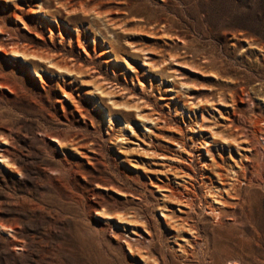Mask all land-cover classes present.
<instances>
[{"label": "rangeland", "instance_id": "obj_1", "mask_svg": "<svg viewBox=\"0 0 264 264\" xmlns=\"http://www.w3.org/2000/svg\"><path fill=\"white\" fill-rule=\"evenodd\" d=\"M10 37L35 56L0 45L13 165L0 160V264H264V170L231 211L240 226L197 216V256L172 238L181 213L165 188L201 201L216 170H200V144L217 143L227 169L223 139L261 115L264 0H0V44ZM147 232V248L121 239Z\"/></svg>", "mask_w": 264, "mask_h": 264}, {"label": "bare ground", "instance_id": "obj_2", "mask_svg": "<svg viewBox=\"0 0 264 264\" xmlns=\"http://www.w3.org/2000/svg\"><path fill=\"white\" fill-rule=\"evenodd\" d=\"M15 20L19 21V23L23 25L24 29H27V27L29 26L28 24L24 22V19L21 16H18L17 18H15ZM50 33H52V31H50ZM15 40L17 39L10 37L6 39L5 43H2L0 45L1 47H8V48L14 47L15 50H12V52L18 56L19 55H22L23 57L35 56V55L28 54V53L26 54L25 52H20V49H19L20 46L17 44ZM165 62L166 61H163L162 63H165ZM58 69L61 70L62 68L59 67ZM181 85L183 86V84ZM63 94L65 96L70 95V94L67 95L65 92H63ZM248 94H246V96L250 97ZM219 97L217 96L218 101H220ZM248 106L251 107V104ZM219 115H221V112H219ZM137 116L140 118L141 114L140 116L139 114H137ZM121 125H123V123H121ZM195 125H198V124L196 123ZM198 126H201V125L199 124ZM130 131L133 132L131 128H130ZM209 132L211 133V131ZM234 132H235V135H233L234 137L231 136L233 138L231 139V141H228L230 139L228 140L223 139V142L227 145L229 156H231L230 158L231 160H233V162L231 161L233 164H229L227 169H222L218 165L217 158L215 157V154H214V150H217L216 142H215L216 144H214V142H210V143L205 142L203 144H200V147H201L200 149L204 150L202 153L200 152L197 155V162L200 165V170H202V168H207L209 166L211 167V165L214 166L215 167L214 169L216 170L214 172L216 180L212 182L213 179H209L208 184H206L205 182L203 183V195H202L201 201L198 199L197 197L198 195L192 192V190L189 189L186 185H181V189H179L177 187L176 188L171 187L169 183L167 184L165 183V188H167L166 190L168 191L167 196L176 200L179 206L178 212L181 213V215H177L175 217L176 220H173L172 219L173 217L170 218L171 220L174 221L171 228L173 229V232L175 234L172 235V238L180 239L182 242L185 243L184 245L186 246V248L190 247V250H191L190 253L193 254V256L196 254H199L200 253L199 250L202 248V244H201L202 241L199 238L200 235L198 234L199 228L197 227L199 224L196 223L197 222L196 219H198L197 216L201 212H203L205 213L206 216L210 217L214 225H219L220 227L236 225L235 224L236 221L234 220V215H233L234 213L231 211H233L234 209L244 207L247 204V198L249 194L247 193L248 189H250L252 186L260 185L264 181L263 179H261L262 177L261 172L264 170V109L262 110V113L261 115H259V117L252 116L250 119H248V121L244 120L242 122V125L238 127L237 129H235ZM213 135L214 133H211L210 138H212ZM190 139L191 138H189V140ZM53 141L57 142L55 138H53ZM241 142L242 144L243 142L245 144L246 153L240 154V151H239V154H238L239 159H237L236 157V160H234L235 158L231 155V149L234 148L236 152H238V148L240 147ZM261 142L263 144H261ZM192 143L194 142L192 141ZM176 145L179 146L180 143L177 142ZM183 147H184V143H182V145L180 146V149H185ZM0 151H2L0 153L1 163L5 162L7 165L12 167L13 165L11 163V160L7 156L9 153H7L5 149H1ZM187 157L190 158V161L193 159V156L191 153H187L186 158ZM208 161L211 162V164L209 163L210 165L208 164ZM203 175L205 176V174H202V176ZM228 176L230 177V179H227ZM155 186L157 189L160 188L157 185ZM190 186L192 187V185ZM93 208L94 210H99L96 204L93 206ZM227 209H229L230 212H227ZM228 216H231L233 218L228 217ZM243 226L244 225H242L241 227ZM2 228L5 229V227L3 226ZM133 233L137 235L134 231ZM147 233H148V237L139 236V238H134V239L129 238V240H127L125 239L124 236H122L121 239H124L123 243L127 246L128 251H130L131 245H135V246L140 245V246L147 248L150 246V244H152V241L154 240L151 238L150 233L149 232ZM186 248L183 247L184 257L188 255V253H186L188 250L187 251L185 250ZM141 257H142L141 261L145 262V257L144 256H141ZM228 264H237V263L233 260H230Z\"/></svg>", "mask_w": 264, "mask_h": 264}]
</instances>
